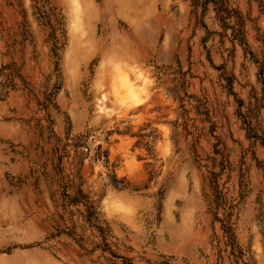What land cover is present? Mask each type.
I'll return each mask as SVG.
<instances>
[{
	"label": "rangeland",
	"instance_id": "rangeland-1",
	"mask_svg": "<svg viewBox=\"0 0 264 264\" xmlns=\"http://www.w3.org/2000/svg\"><path fill=\"white\" fill-rule=\"evenodd\" d=\"M0 264H264V0H0Z\"/></svg>",
	"mask_w": 264,
	"mask_h": 264
}]
</instances>
